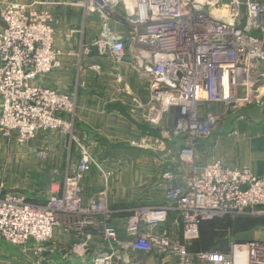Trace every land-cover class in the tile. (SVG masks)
I'll use <instances>...</instances> for the list:
<instances>
[{
	"label": "built area",
	"instance_id": "2783aa9c",
	"mask_svg": "<svg viewBox=\"0 0 264 264\" xmlns=\"http://www.w3.org/2000/svg\"><path fill=\"white\" fill-rule=\"evenodd\" d=\"M63 4L0 0L1 135L15 137L22 146L38 132L58 133L78 152L62 180L50 179L36 197L0 184V238L15 246L38 245L30 249L36 258L58 228L77 240L71 249L80 258L77 264H144L155 257L168 258L165 264H264L263 240L231 242L225 252L190 248L204 221L264 216L263 175L249 167H225L214 158L202 163L198 157L201 146L208 152L205 144L228 111L263 101L264 5L239 0L70 2L83 21L65 27L62 38L79 36L77 56L95 53L114 64L127 62L146 92L142 100L123 86L132 108L150 125L166 114L173 117L160 137L145 136L131 145L152 149L164 137L181 139L174 162L161 175L162 203L111 205L106 186L97 195L83 194L88 172L96 170L105 185L114 172L73 131L76 94L35 83L59 65L53 10ZM90 18L99 26L86 43L82 36ZM33 153L43 161L50 150L42 146ZM91 244L96 251L87 254Z\"/></svg>",
	"mask_w": 264,
	"mask_h": 264
},
{
	"label": "crops",
	"instance_id": "0c3cea01",
	"mask_svg": "<svg viewBox=\"0 0 264 264\" xmlns=\"http://www.w3.org/2000/svg\"><path fill=\"white\" fill-rule=\"evenodd\" d=\"M71 1L73 0H62L64 4L57 10H53L54 45L62 52L58 58L59 65L54 67L50 73L41 76L35 83L50 86L61 92L79 90L80 94L76 98L74 113L75 135L85 143L93 155H100V158H96L104 165V168L114 172L115 178L108 184V198L111 205L160 204L164 200L165 191L161 175L165 168L174 162L178 145L176 143H180L181 139L164 137L161 144H158L157 148L152 151L133 148L131 143L145 136L160 137L161 131L171 126L173 117L171 114H166L158 125H150L143 119L141 111L132 108L130 96L125 94L123 86H127L128 90L142 100H146V92L127 62L114 64L110 58L100 57L95 53L88 57L79 58L77 56L79 36H74L70 40L62 38V31L65 27L78 23L81 26L83 21L80 9L71 6ZM220 1L221 4H228L230 0ZM239 1L242 4L257 2L264 5V0ZM208 9L212 10V8ZM85 25L82 40L87 43L97 32L99 24L96 18H90L86 20ZM93 65H98L99 70H93ZM262 68L264 70V64ZM119 89L120 92H118ZM91 90H97L96 94L101 93V95L89 93ZM260 94L264 99V81L260 85ZM210 107L214 110L220 108L218 104H212ZM221 124L223 126L219 132H216L214 138L205 144L208 152L204 153L202 146L198 149L200 161L204 163L208 159H219L225 167H249L255 174L264 176V105L262 101L259 105L253 104L228 111L222 118ZM260 136L262 138H258ZM68 144V137L65 135L38 132L24 147L25 151L31 155L34 148L47 146L50 150L47 162L53 166V169H61L57 173L54 171L55 174L50 179L61 181L68 160L76 161L78 158L74 144L71 145V157L66 158ZM120 148H126L128 155L130 150L136 149L131 154L134 157L125 156V152ZM27 153L20 154L24 158ZM139 153L142 155L138 157ZM121 154L124 156L122 157ZM23 158L14 157V161L21 164L23 170H27V163L34 161L31 159L26 162ZM63 165H65L64 169H62ZM83 188L85 196L97 195L105 188L104 179L96 170H91L83 180ZM38 194L39 190L35 197ZM116 224L121 231V223L116 222ZM56 233L60 235L62 232L56 228ZM255 234L250 239L264 241L262 238L264 227ZM67 236L73 239L71 235ZM93 246V244L90 245L87 254L96 251V247ZM21 252L11 255L3 254L6 256L0 255V258L7 259L6 262L10 264L36 263L30 249L23 247ZM43 258L39 264L78 263V261L71 260L67 263L61 262L60 259L51 260L45 253ZM167 260L169 259L155 257L148 259L144 264H165Z\"/></svg>",
	"mask_w": 264,
	"mask_h": 264
},
{
	"label": "rangeland",
	"instance_id": "374dc122",
	"mask_svg": "<svg viewBox=\"0 0 264 264\" xmlns=\"http://www.w3.org/2000/svg\"><path fill=\"white\" fill-rule=\"evenodd\" d=\"M5 1L7 2H13V1L29 2L27 0H5ZM78 18L80 19V15ZM95 91L97 90H91L89 93L94 94V95H101V93L96 94ZM69 92H72V91H69ZM72 93L76 94V98L79 97L78 96L80 94L79 90H77V92L74 91ZM1 106H2V100L0 97V112L2 108ZM222 126L223 124L219 125V127L212 133L209 140H212L214 138L215 133L219 132ZM73 131L75 133V129ZM258 138H262V136ZM28 142L21 146L16 141L15 137L5 138L0 133V184H2L6 189L22 191L25 194H27L29 197H35L38 190L42 186H45L48 183V180L53 176V174H55V172L57 173L61 169L55 170L53 169V166L49 164V162H47L50 157V153L46 160H43V161L37 160L33 152L34 150L37 151L40 147L34 148L32 151L33 154L29 155L25 151V147H24L28 144ZM81 142L84 143L83 141ZM144 143L142 145L147 146L146 142ZM177 144L179 143H176V145ZM66 148H68L67 151L65 150L66 158L67 156L71 157V152H72L71 143H69V145H67ZM155 148H157V146H153L152 149H146V150L152 151ZM120 149L121 151L125 152V156L134 157V156H131V154L134 153L136 149L130 150L128 152L129 155L127 154L126 148H120ZM24 152L27 153V156L23 158L22 154ZM121 155L122 157L124 156L123 154ZM141 155L142 154L139 153L138 157ZM94 156L97 158H100V155H94ZM14 157H16V159H19V157L23 158L25 159L26 162H29V160L32 159L34 162L27 163L28 169L23 170L21 168V164H18L14 161ZM69 162L70 161L68 160V163ZM38 165L39 166L44 165V166L39 167ZM64 166L65 165H63L62 169H64ZM34 168H37V169L34 170ZM113 178L115 177L113 176L110 180H112ZM105 186L107 187V190H108V185H105ZM108 197H109V194H108ZM117 220L121 221V218H118ZM201 227H202L203 234L201 235V233L199 232V238L197 239L199 240V243H197V240H196L191 245L192 246L198 245L201 248L210 245L209 250L212 249V250L225 252L229 248L231 242H237V241L240 242V241H245L250 238H253V236L256 235L255 233L258 230H260L262 227H264V216H251L249 214H242V215H237V216H227V217H224L218 220L206 222L204 225L202 224ZM262 238H264V234L262 235ZM200 240H202V242H200ZM75 244H76V240L74 238L72 239L71 237L63 233H60V235L57 233L55 234V231H54V234L52 235V237L48 239L47 241L43 242V247H46L47 250L45 252L42 251L43 254L41 255H40V252H38V255H36V258L32 255L35 258V261H36L35 264H39L37 263L36 259L40 258L41 260V257L44 255V253L46 254V256H49L51 260L60 259L61 262L63 263L65 262L67 263L69 262V260L73 262L80 261V258L78 256H74L71 253V249L74 247ZM23 247H26L32 250V248H38V245L28 243L25 246L23 245L15 246L5 241L3 238H0V255H3V254L11 255L12 253H15V252L20 253L21 248ZM66 253H69V254L67 256H64V254ZM3 256H6V255H3ZM0 259H1L0 264H10L6 262L7 259H3V258H0Z\"/></svg>",
	"mask_w": 264,
	"mask_h": 264
},
{
	"label": "trees",
	"instance_id": "16d2710c",
	"mask_svg": "<svg viewBox=\"0 0 264 264\" xmlns=\"http://www.w3.org/2000/svg\"><path fill=\"white\" fill-rule=\"evenodd\" d=\"M142 129H143V127H142ZM214 220H218V219H214ZM211 221H213V220H211ZM206 222H210V221H204V222H202L201 224H200V226H199V232L201 233V235L203 234L202 233V227H201V225L203 224H205ZM201 229V230H200ZM200 242H202V240H200ZM197 243H199V240H197ZM192 250H201V251H209V248H210V245L209 246H205V247H203V248H201V247H199L198 245L197 246H192L191 245V247H190ZM212 250V249H211ZM227 251V250H226Z\"/></svg>",
	"mask_w": 264,
	"mask_h": 264
},
{
	"label": "water",
	"instance_id": "95a60500",
	"mask_svg": "<svg viewBox=\"0 0 264 264\" xmlns=\"http://www.w3.org/2000/svg\"><path fill=\"white\" fill-rule=\"evenodd\" d=\"M126 60H127V61H129V59H128V58H126ZM262 105H264V99H263V101H262Z\"/></svg>",
	"mask_w": 264,
	"mask_h": 264
}]
</instances>
